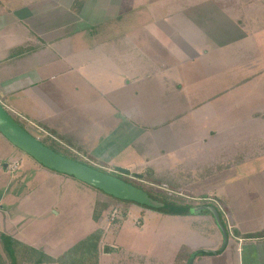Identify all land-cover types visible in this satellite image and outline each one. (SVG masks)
Here are the masks:
<instances>
[{
  "label": "crops",
  "instance_id": "obj_1",
  "mask_svg": "<svg viewBox=\"0 0 264 264\" xmlns=\"http://www.w3.org/2000/svg\"><path fill=\"white\" fill-rule=\"evenodd\" d=\"M95 1L89 0L90 9L89 3L86 5L89 20L101 14ZM75 3L84 1L0 0L2 106L11 113L17 110L24 115L29 129H42L52 138L57 136L67 146L108 167V173L118 167L130 175L175 184L197 199L216 198L225 207L234 236L225 245V236L213 215H189L206 219L220 235L218 249L200 252L223 249L219 254L196 255L193 262L209 258L234 264V258H241V253L248 249L251 263L261 264L258 260L264 255V110L256 109L250 100L244 105L239 102L234 109L240 118L245 117L237 120L236 125L227 129L221 127L219 120L211 124L207 107L220 106L211 101L221 93L212 91L209 84L214 74L209 76V70L203 72L201 79L207 80L205 89L194 82L186 86L183 80L175 81L179 87L172 89L169 57L179 60L178 50L162 56L148 52L150 48L135 47L130 26L126 32L114 31L120 27L112 25V15H106L109 9H105L104 25H77L81 9ZM155 15V30L164 37L156 32L160 36L158 43L167 39L181 48L187 44L185 41L198 39L186 57L191 61L203 60L210 46L213 51H220L217 43L209 45L202 41L201 25H171V21L168 24ZM189 26L197 35L185 36ZM231 27L238 28L239 33L227 40L228 45L242 46L250 41V45L257 46L258 40L264 45V25ZM92 29L100 32L90 33ZM162 57L168 61L164 65L170 68L159 64ZM220 74L216 77L220 78ZM166 78L170 85L161 84ZM155 79L157 89H146V81ZM249 82H245L247 87L251 86ZM237 89L242 92L243 85ZM253 89L259 91L257 87ZM176 92L188 94L184 99L187 118L179 126L173 122V115L175 120L180 118L175 107L169 120L156 121L151 114H156L154 105ZM202 94L205 95L193 97ZM245 94L241 93L248 97ZM117 132L121 134L115 137ZM131 132L134 136L122 144L125 134L130 136ZM114 145L117 147L113 148ZM18 150L0 134V264H37L26 257L25 247L58 259L99 229L104 231L99 264L105 263L101 258L105 255L102 245L105 246L109 226L104 213L94 218V212L97 204L114 200L72 177L42 167L34 159V163L29 161L27 165L35 167L43 181L22 183V172L28 170L18 162H26L17 155ZM15 164L18 168L13 170ZM138 224L141 226L140 220ZM4 237L22 245L23 252L19 254L12 242H3Z\"/></svg>",
  "mask_w": 264,
  "mask_h": 264
},
{
  "label": "rangeland",
  "instance_id": "obj_2",
  "mask_svg": "<svg viewBox=\"0 0 264 264\" xmlns=\"http://www.w3.org/2000/svg\"><path fill=\"white\" fill-rule=\"evenodd\" d=\"M79 1H84V6L81 3H75L77 8L81 9L78 11L77 18L79 21L77 25H104V17H106V15H112L109 19L112 25H119L120 27L114 28L115 32H121L122 30L126 32V29L130 26L131 43L135 44V47L138 46V48L141 49L150 48L147 50L148 52L153 51L155 54L160 53L162 56L166 52L173 53L174 50L179 51V60H173V56L169 57L173 82H171L170 85V83L167 82L169 81L168 78L162 79V85L168 83L172 89H175L178 88L179 85L178 87L175 86L174 82L183 80L186 86L194 82L196 86H203V89H205L207 80L201 79L203 72L209 70V76L214 74L215 77L209 80V84L213 87L211 88L212 91H221V93L216 97V100L211 101V104L220 106L216 107L210 105L207 107V114L210 117L211 124L214 125L218 123L219 120L221 127H227V129L236 125L238 123L237 120H241L245 117L240 118V113L236 112V109H234V105L239 102L244 105L250 100L252 102L251 105L255 106L256 109L259 110L262 108L264 110V105H262L264 103V45L262 40H258L259 45L257 46L250 45V43H252L250 41L243 42L245 44L242 46L228 45L229 43H226L232 36L239 33L237 31L238 28H233L231 25H264V0H105L102 3V0H97L95 4L97 2L101 14L93 15L92 20H89V18H91L88 14L90 11H87L90 9L89 0ZM88 3L89 9L86 8ZM105 9H109V14L105 15ZM81 15L88 18V20L81 19ZM154 15L160 20H167L168 24L171 21V25L172 23H177L176 25H201L200 29L204 33L202 41L209 45L217 43V47H219L220 51H213L210 46L208 49L209 52L204 56L203 60L199 61L195 58V61H191L187 59V55L191 52V49L195 48V42H197L198 39L185 41L187 44H183L181 48L173 41L171 43L167 42V39L158 43L156 40H159L158 37L160 38L162 34L159 30H155V25H157V23L154 19ZM160 22L164 24L162 21ZM202 25H207V28ZM89 32L94 34L100 32V29H92ZM156 32L160 36H158ZM186 32L187 35L185 36L197 35V31L190 26L187 28ZM113 35L117 34L113 33ZM154 36H156V38H153ZM100 38L101 36L98 37V39ZM162 38L164 37L162 36ZM233 38L234 37H232V40ZM221 42L225 44L220 45ZM164 62L168 61L162 57L161 63L159 64H163V67L166 68L169 67L164 65L168 64ZM219 72L221 73L220 78H217L216 75ZM247 80L250 81L249 85L251 86L249 87L245 85ZM241 85H243L242 92L237 89ZM157 86L156 79L146 81L145 83V88L149 89V91H155ZM256 87L259 91L253 89ZM136 88L141 90V87L137 86ZM261 89L263 93L260 92ZM176 93L177 96L173 94L172 96L167 95L165 101L161 100L160 104L156 103V105H154L156 114L154 115L153 112L151 114H153V118L155 116L156 121H158L159 118L169 120L171 118L170 112L175 107H177L176 112H179L177 116H180V118H176L175 120V116L173 115L174 117L172 116L171 119L173 122L178 123L179 126V124L187 118V114L185 115L187 101L185 100H187L188 94L186 92ZM241 93L243 96L246 93L245 95L248 97H243ZM204 95L205 94L193 95V97L197 99ZM145 111L148 112V108L145 109ZM7 112L14 119L22 122L33 137L39 138V140L42 138V140H40L41 142H45L48 145L55 144L56 147L62 151L66 149V152L70 155L72 154L73 157L78 156V158L108 172V167L94 161L95 159L92 157V159L89 158L80 150H74L67 146L68 143L60 141L59 137L55 136L52 138L50 134L47 135L42 129H29L26 124V121L29 120L24 115L17 113V110L13 111V113L8 110ZM217 112L220 113L219 117ZM262 121H264V119ZM125 126L127 127L126 122ZM126 127L123 129H126ZM120 134V132H117L115 137ZM133 136V132L130 133V136L125 134L121 140V142H123L122 144L127 143ZM115 147L117 146L114 145L113 148ZM16 153L26 159L24 163L20 161V159H18V162L21 164L22 169L28 170L22 172L23 176L20 178L21 182L26 184L27 182H35V180L43 181L41 174L37 173L35 170L36 168L27 165L29 161L31 163L33 162V158H30L29 155L20 150ZM113 168L109 173L120 177L123 176V173L118 171V167ZM137 176V174L132 173V175H130L128 173L124 178H128L140 184L156 195L165 194L164 196L166 197L163 196L159 198H166V201L173 204L176 203L177 206H182V200L185 201V203L190 202V204H192L193 201L189 198L197 199L195 197L196 195L189 194V192L185 193L184 190L178 189L175 184L159 182L149 176H140L141 178H137ZM107 203L108 208L107 211L104 212V217L109 227L108 234L106 235L107 237L105 238V246L102 245V247L104 249L109 247L111 251L108 254L102 251L103 255L105 254L103 257L101 255L102 260L105 261L103 264H174L178 259H180L183 264H189L190 261L194 259L191 257L192 253L197 252V256H200L202 255L200 254L202 252H200V250L218 249L221 244L218 243V237L220 235L216 234L217 232L213 229L212 224L206 219L199 218L200 216L193 217L175 213H158L149 209L145 211L141 209V207H134L131 204L116 205L115 201ZM218 203L222 205L218 200H216V203L210 202L217 210H220ZM195 204L196 203H193V205ZM100 206L101 203L97 204L96 209ZM122 207L128 210L126 221L123 218L112 221L111 212L113 213L115 210H119L120 212H118L120 214ZM222 215L224 217L223 213ZM137 219L141 221V226H138ZM105 224L104 222L103 225ZM226 227L228 228V225H226ZM233 236L234 231L232 229L228 238H232ZM225 242L224 238V244ZM240 257L241 258H238V256H236L234 258V264H252L250 251L248 249L241 253ZM226 260H229V258ZM258 261L264 264V255L263 257L260 256ZM222 262H225V260L197 258L192 263L222 264ZM226 263L232 264L230 262Z\"/></svg>",
  "mask_w": 264,
  "mask_h": 264
},
{
  "label": "water",
  "instance_id": "obj_3",
  "mask_svg": "<svg viewBox=\"0 0 264 264\" xmlns=\"http://www.w3.org/2000/svg\"><path fill=\"white\" fill-rule=\"evenodd\" d=\"M0 134L12 145L33 158L39 165L51 171L72 177L107 195L113 200L130 203L131 205L149 209L158 213H170L181 215H197L203 211L212 213L218 227L225 236L227 244V232L218 211L211 206L182 207L165 204L151 195L147 190L130 182L126 178L102 172L87 166L76 160L64 157L43 144L22 128L0 103ZM123 176L128 171L118 169ZM197 255L193 254L192 259ZM193 260L189 264H192Z\"/></svg>",
  "mask_w": 264,
  "mask_h": 264
},
{
  "label": "trees",
  "instance_id": "obj_4",
  "mask_svg": "<svg viewBox=\"0 0 264 264\" xmlns=\"http://www.w3.org/2000/svg\"><path fill=\"white\" fill-rule=\"evenodd\" d=\"M13 118V117H12ZM14 119V118H13ZM22 128L25 129V126L22 122H19L18 120L14 119ZM26 130V129H25ZM43 144H45L47 147L51 148L53 151H55L56 153L64 156V157H67V158H70V159H73V160H76L80 163H83L87 166H90V167H93L95 169H98L102 172H105V173H108L106 172L105 170H102V169H99L98 167H95L93 166L92 164H90L89 162H86L80 158L77 157H73V155L69 154L66 152V149L65 152L64 150H60L58 149V147H56L55 144H50L48 145L47 143L45 142H42ZM111 175H114L112 173H109ZM118 176V175H117ZM120 177V176H119ZM124 178V176H122ZM137 178H141L140 176H137ZM127 180H129L130 182L138 185L139 187H141L142 189H145L147 190L146 188L142 187L140 184H137L136 182H133L132 180L126 178ZM160 186V185H159ZM151 195H154L155 198L165 204H168V205H171V206H177L176 203L173 204L169 201H166L164 199H161L159 197H163L165 194H154L152 192H150L149 190H147ZM160 195V196H159ZM107 196V195H106ZM173 196V195H172ZM108 197V196H107ZM166 197V196H164ZM116 202V205H130V203H127V202H122V201H117V200H114ZM187 202V201H186ZM185 201H181V204H182V207H191L193 205L190 204V202H187L185 203ZM179 204V205H181ZM202 204H208L207 202H203ZM197 205V203L195 204ZM212 207H214L212 205ZM107 208H108V204H102L99 208L95 209V212H94V218H98L100 217L101 215H103V213L105 211H107ZM216 209V207H214ZM217 210V209H216ZM218 213L220 214V217L222 219V221H224V217L221 213L220 210H217ZM204 213L206 214H210L212 215L211 212L209 211H203ZM165 213V212H163ZM127 215H128V210L127 208H123L121 209V216L122 218L125 220L127 218ZM225 223V222H224ZM225 226V225H224ZM226 227V226H225ZM228 232V230H226ZM104 235V231L99 229L97 230L96 232H94L93 234H91L90 236H88L87 238H85L82 242L78 243L75 247H73L72 249H70L67 253H65L64 255H62L60 258L58 259H52L50 257H47L46 255L38 252V251H31L29 249H27V247H25V253H26V257L31 260V262L33 263H37V264H43V263H49V264H99V244H100V241L102 239ZM228 233H227V239H228ZM264 235H262L263 237ZM261 236H259L260 238ZM252 238H258V237H247V239H252ZM3 242H12V244H14L16 247H17V252L20 254L21 252H23V246L20 245L19 243H16L15 241H13L12 239H8L6 237L3 238ZM224 248V247H223ZM223 249L219 250L218 252H207V251H202L200 254L202 255H214V254H219L220 252H222ZM111 251V249L109 247H107L104 252L105 253H109ZM198 255V254H197ZM176 264H183V262H181L180 259H178L176 261Z\"/></svg>",
  "mask_w": 264,
  "mask_h": 264
},
{
  "label": "built area",
  "instance_id": "obj_5",
  "mask_svg": "<svg viewBox=\"0 0 264 264\" xmlns=\"http://www.w3.org/2000/svg\"><path fill=\"white\" fill-rule=\"evenodd\" d=\"M17 168H18V164H15L12 169L16 170ZM196 202H198L197 204H202L203 202H207V203L208 202H214V203H216V200L214 198H198V199H196ZM218 206L220 208L221 213L224 214V219H225L226 225H228L227 230L231 234V231L233 229V225L230 224V219H228V215L226 214L223 206L220 205L219 203H218ZM118 211L119 210H115L113 213L111 212L110 215L112 217V221H116V220H119L122 218L121 213L119 214L120 211L119 212Z\"/></svg>",
  "mask_w": 264,
  "mask_h": 264
},
{
  "label": "clouds",
  "instance_id": "obj_6",
  "mask_svg": "<svg viewBox=\"0 0 264 264\" xmlns=\"http://www.w3.org/2000/svg\"><path fill=\"white\" fill-rule=\"evenodd\" d=\"M197 206H201V204H200V205H197ZM224 222H225V219H224V221H223V224L226 226V222H225V223H224ZM225 226H224V227H225ZM225 229L227 230V227H225ZM226 232H227V231H226ZM227 233H228V235H229V231H228Z\"/></svg>",
  "mask_w": 264,
  "mask_h": 264
},
{
  "label": "flooded vegetation",
  "instance_id": "obj_7",
  "mask_svg": "<svg viewBox=\"0 0 264 264\" xmlns=\"http://www.w3.org/2000/svg\"><path fill=\"white\" fill-rule=\"evenodd\" d=\"M201 206H211L212 207V205L210 204V202H208V204H201Z\"/></svg>",
  "mask_w": 264,
  "mask_h": 264
}]
</instances>
